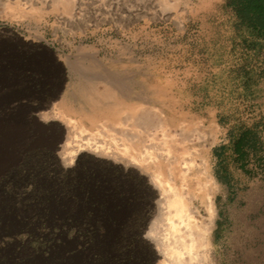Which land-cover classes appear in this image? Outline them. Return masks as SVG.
Here are the masks:
<instances>
[{"label": "rangeland", "instance_id": "obj_1", "mask_svg": "<svg viewBox=\"0 0 264 264\" xmlns=\"http://www.w3.org/2000/svg\"><path fill=\"white\" fill-rule=\"evenodd\" d=\"M233 25L224 0H0V119L33 141L0 171V264H156L143 238L151 185L90 151L64 167L66 131L52 127L66 119L78 143L129 152L132 133L202 129L206 264H264V59L249 62ZM53 109L63 121L36 117ZM246 129L256 147L239 162Z\"/></svg>", "mask_w": 264, "mask_h": 264}, {"label": "bare ground", "instance_id": "obj_2", "mask_svg": "<svg viewBox=\"0 0 264 264\" xmlns=\"http://www.w3.org/2000/svg\"><path fill=\"white\" fill-rule=\"evenodd\" d=\"M36 117L46 122L64 120L54 109L38 112ZM64 121L63 128L51 126L52 130L57 129L58 132L66 131L68 141L58 152L64 167H71L82 151H90L95 156L121 163L125 171L128 168L137 169L151 185L152 214L147 220L143 238L154 250L152 260L156 264H206V221L213 213V207L207 193L208 170L203 160L201 163L196 162L199 152L195 145L205 136L202 129L194 132L182 129L177 137L163 134L158 142L154 137L157 132H154V136H141L138 132L129 137L122 134L126 137V145L132 149L129 152L128 148L120 149L110 140L98 141L96 137L85 138V141L78 143L75 138L83 130L77 131L70 119ZM39 130L37 128V132ZM37 132L34 141L39 142L41 136ZM31 138L20 119H0V171L18 162L20 153L32 144ZM70 143L74 144L73 148H70Z\"/></svg>", "mask_w": 264, "mask_h": 264}, {"label": "trees", "instance_id": "obj_3", "mask_svg": "<svg viewBox=\"0 0 264 264\" xmlns=\"http://www.w3.org/2000/svg\"><path fill=\"white\" fill-rule=\"evenodd\" d=\"M224 6L232 13L235 31L243 33L239 46L245 53L244 56H248L249 62L259 59L262 63L264 59L262 58L264 55V0H224ZM249 66L244 73L248 85L255 82L257 77L252 64L249 63ZM259 73L263 71L260 70ZM256 142L257 138L253 129L241 132L233 142L232 150L235 160L243 162L249 150L255 149Z\"/></svg>", "mask_w": 264, "mask_h": 264}]
</instances>
